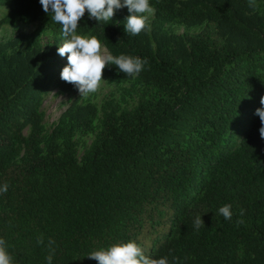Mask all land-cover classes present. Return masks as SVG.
<instances>
[{
	"label": "trees",
	"instance_id": "trees-1",
	"mask_svg": "<svg viewBox=\"0 0 264 264\" xmlns=\"http://www.w3.org/2000/svg\"><path fill=\"white\" fill-rule=\"evenodd\" d=\"M149 2L153 25L135 36L124 31L126 7L108 22L87 12L79 21L76 34L95 36L109 54L148 61L139 106L105 113L80 161L67 138L91 128L93 105H72L42 133L46 87L75 89L52 72L65 67L55 45L0 59V185L9 186L0 194V238L15 264H47L40 234L56 242L52 264H97L86 256L130 240L169 264H264V139L255 115L264 96V0L254 8L249 0ZM0 7V26L39 23L63 37L39 0ZM169 22L205 27L160 33ZM102 74L131 78L114 65ZM226 204L231 220L218 212Z\"/></svg>",
	"mask_w": 264,
	"mask_h": 264
},
{
	"label": "clouds",
	"instance_id": "clouds-1",
	"mask_svg": "<svg viewBox=\"0 0 264 264\" xmlns=\"http://www.w3.org/2000/svg\"><path fill=\"white\" fill-rule=\"evenodd\" d=\"M43 11L51 13V20L61 26L64 42L57 49L61 57H67V65L60 72V79L73 85L80 97H87L95 93L102 79L106 66L114 65L127 76L136 77L148 64L146 59L128 55L118 57L111 54L101 55V42L95 37L85 38L76 34L79 21L87 12L88 19L97 23L113 20L115 12L127 8L129 15L126 17L124 31L127 35L135 36L142 31H150L149 17L155 9L149 0H39ZM255 0H249V7H255ZM261 107L257 108L255 115L259 117V135L264 139V96L260 97ZM8 184L0 185V194L8 191ZM225 220L232 219L231 205L226 204L218 209ZM241 209L240 215L243 216ZM194 228L198 231L204 226L201 216L194 219ZM242 224L243 220H238ZM37 244L44 246L48 252L47 264H52L56 255L55 240L48 238L45 244L43 234L37 237ZM97 261V264H169L167 257L152 258L145 254L144 248L135 240L126 243H116L94 250L86 256ZM0 264H15L14 257L9 252L5 239L0 238Z\"/></svg>",
	"mask_w": 264,
	"mask_h": 264
},
{
	"label": "rangeland",
	"instance_id": "rangeland-1",
	"mask_svg": "<svg viewBox=\"0 0 264 264\" xmlns=\"http://www.w3.org/2000/svg\"><path fill=\"white\" fill-rule=\"evenodd\" d=\"M4 9L0 7V18ZM154 14L149 17L148 23L153 25ZM156 26V25H155ZM205 23L194 26H187L176 22L163 23L158 26L160 33L166 35H199L202 33ZM39 30V34H34ZM25 37L24 41H19V38ZM85 38H90L86 36ZM11 41H15L17 45H9ZM64 42V38L55 35L39 23L29 25L16 26H0V44L6 45V48L0 52V59L9 58L14 53L25 54L31 51L34 47L43 50L48 45H55V55L62 62L63 66L67 65V57H61L57 53V49ZM108 51L101 45V55H108ZM56 78L60 76L57 67L52 69ZM51 73V70L49 74ZM102 81L95 93L89 94L87 97H80L78 90L67 93H59L58 88L51 81L44 90L41 101L38 104V111L41 116L42 133L48 137L53 129L57 126L61 116L72 105L75 107L91 104L96 109V118L92 122L90 129L82 128L75 129L74 133L67 138L75 150L76 157L80 161L86 151L91 147L98 132L102 126L103 115L107 112H116L120 114L124 111L130 112L135 110L142 99V91L144 83L136 77L123 79L119 76H105L102 74ZM24 137H28L29 128L24 132ZM22 155L20 154L19 157ZM17 162L20 158H17Z\"/></svg>",
	"mask_w": 264,
	"mask_h": 264
}]
</instances>
